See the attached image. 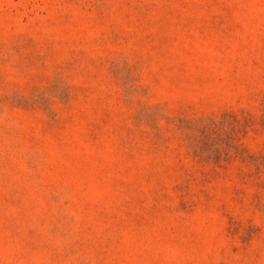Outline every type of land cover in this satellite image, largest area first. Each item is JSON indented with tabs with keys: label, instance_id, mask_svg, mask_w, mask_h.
Segmentation results:
<instances>
[{
	"label": "rangeland",
	"instance_id": "374dc122",
	"mask_svg": "<svg viewBox=\"0 0 264 264\" xmlns=\"http://www.w3.org/2000/svg\"><path fill=\"white\" fill-rule=\"evenodd\" d=\"M0 264H264V0H0Z\"/></svg>",
	"mask_w": 264,
	"mask_h": 264
}]
</instances>
